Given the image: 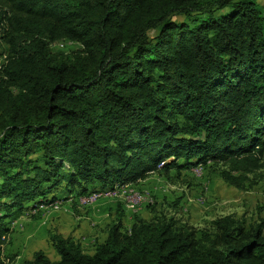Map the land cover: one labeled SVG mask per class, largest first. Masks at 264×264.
<instances>
[{"label":"trees","instance_id":"trees-1","mask_svg":"<svg viewBox=\"0 0 264 264\" xmlns=\"http://www.w3.org/2000/svg\"><path fill=\"white\" fill-rule=\"evenodd\" d=\"M0 46V264L11 223L60 190L210 161L240 186L264 165L258 0H0ZM260 210L202 228L165 213L124 228L121 212L93 252L51 232L59 258L25 264H264Z\"/></svg>","mask_w":264,"mask_h":264},{"label":"rangeland","instance_id":"rangeland-1","mask_svg":"<svg viewBox=\"0 0 264 264\" xmlns=\"http://www.w3.org/2000/svg\"><path fill=\"white\" fill-rule=\"evenodd\" d=\"M258 1L264 5V0ZM53 48L71 54L78 44L60 40L53 44ZM3 49L0 46V51ZM225 169L228 165L224 162L211 161L181 170L173 167L168 173L156 171L135 183H119L113 187L114 190H103L100 185H94L90 189L101 190L78 198L76 193L68 194L60 190L58 199L52 204H42L40 209L29 203L21 216L11 223V228L15 230L7 235L5 263L25 264L37 250L45 251L53 260L58 259L50 241L51 232L80 240L85 250L91 253L95 244L105 239L108 225L121 212L125 214L124 228L131 226L136 215L151 219L156 213L174 215L201 228L210 226L215 218L227 214L243 217L247 222L259 220L263 215L260 207L264 204V165L249 173L240 186L223 177L221 172ZM111 191L114 193H104ZM95 193L99 196H92ZM87 196L92 197L85 198ZM128 197L138 201L130 202ZM57 214H70V221L64 222V227L54 226L53 217Z\"/></svg>","mask_w":264,"mask_h":264},{"label":"crops","instance_id":"crops-1","mask_svg":"<svg viewBox=\"0 0 264 264\" xmlns=\"http://www.w3.org/2000/svg\"><path fill=\"white\" fill-rule=\"evenodd\" d=\"M34 206V205H33ZM32 206V207H33ZM35 208H38V209H40L39 208V206H37V207H35ZM68 218H71V215L70 214H65V215H62V214H60V215H56V216H54L53 217V219H54V222H55V224H54V226H60V227H64V226H62L63 225V223L64 222H69L70 220L68 219ZM77 225H78V222H77ZM15 230V229H14ZM13 230V228H12V231H14ZM14 233V232H13ZM107 235V234H106ZM65 236H67V235H65ZM76 239V238H75Z\"/></svg>","mask_w":264,"mask_h":264},{"label":"built area","instance_id":"built-area-1","mask_svg":"<svg viewBox=\"0 0 264 264\" xmlns=\"http://www.w3.org/2000/svg\"><path fill=\"white\" fill-rule=\"evenodd\" d=\"M104 193H106V194H108V193H114V191H111V192H104ZM95 194H97V193H95ZM94 194V195H95ZM93 196V195H92ZM89 197H91V196H87V197H85V198H89ZM128 201H130V202H137L138 201V199H136V198H129L128 197Z\"/></svg>","mask_w":264,"mask_h":264},{"label":"bare ground","instance_id":"bare-ground-1","mask_svg":"<svg viewBox=\"0 0 264 264\" xmlns=\"http://www.w3.org/2000/svg\"><path fill=\"white\" fill-rule=\"evenodd\" d=\"M119 186V185H118ZM120 188V187H119ZM114 190V189H113ZM120 192V191H119ZM100 193V192H99ZM117 193V191L115 192V194ZM93 195V194H92ZM132 195V194H131ZM93 196H99V194H95V195H93ZM92 197V196H91Z\"/></svg>","mask_w":264,"mask_h":264}]
</instances>
